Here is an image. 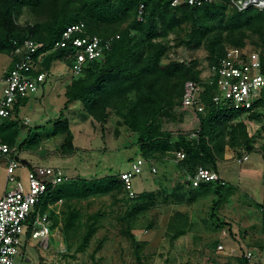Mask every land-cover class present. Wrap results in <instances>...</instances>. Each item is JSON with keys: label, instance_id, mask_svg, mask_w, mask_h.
<instances>
[{"label": "rangeland", "instance_id": "obj_1", "mask_svg": "<svg viewBox=\"0 0 264 264\" xmlns=\"http://www.w3.org/2000/svg\"><path fill=\"white\" fill-rule=\"evenodd\" d=\"M46 21L47 17L35 15L29 9H24L17 18L21 27ZM231 49L234 48L228 47L227 51ZM251 49L254 46L248 42L245 50ZM207 57L204 48H177L170 54L171 60L197 61L204 80L210 75ZM11 65V57L0 54V97L5 88L3 77ZM72 78L69 61L54 62L47 80L46 97L30 99L19 114L0 127V136L13 138L12 134L18 130L25 142L21 145L20 141H13L17 154H22L33 165L61 169L70 181L118 179L120 174L131 170L134 162L148 161L144 173L134 180V190L140 198L130 200L118 188L85 199L56 202L55 198L49 209L57 230L51 249L44 250L34 241L33 246L27 248L25 258H18L15 264H228L234 261L229 256L231 249L264 247V107L256 110L262 113L257 120L243 116L235 121L247 123L251 133L260 131L253 152L233 150V159L219 161L218 172L227 183L223 196L219 197L215 193L201 194L190 187L187 168L174 162L172 156H160L155 161L144 158L137 134L127 128L114 111H110L107 122L101 124L91 118L80 103H74L75 107L69 110L64 103ZM171 114L163 121V130L174 135L188 134L190 139L198 137L199 121L197 128L191 126L188 131L183 130L185 114L180 104ZM61 120L69 122L74 138V149L70 153L62 148L67 136L53 135L56 126L52 124ZM241 153L249 154V160L241 161L238 158ZM152 166L157 168V174H152ZM7 188L6 161L0 154V200ZM138 207L145 210L132 221H126L127 213ZM70 209H77L81 219L79 225L67 233L63 223ZM179 214L188 217L189 225L185 235L176 237L171 232L172 225H185ZM91 225L95 232L85 243ZM219 245L226 250L219 253Z\"/></svg>", "mask_w": 264, "mask_h": 264}, {"label": "trees", "instance_id": "obj_2", "mask_svg": "<svg viewBox=\"0 0 264 264\" xmlns=\"http://www.w3.org/2000/svg\"><path fill=\"white\" fill-rule=\"evenodd\" d=\"M173 2L0 0V54L10 55L14 41L29 38L45 45L39 53L47 52L61 39L68 26L78 23L86 25L88 35L102 38L120 36L104 61L92 63L82 76L72 78L65 93L66 107L80 103L87 114L101 124H105L110 111H114L123 124L137 134L139 148L147 160L155 161L168 155L175 158L173 153L181 152L185 158L178 164L187 168L188 176L195 175L199 167L218 172V163L223 160L227 147L238 153L253 152L256 140L249 136L245 122H235L241 120L244 113H230L232 110L216 106L213 103L215 88L209 86L202 95L204 111L198 114L200 129L196 139H190L188 134L174 135L163 130V121L181 104L186 82L202 81L197 61L171 60L170 54L177 48H204L210 67L225 57L228 47L245 49L249 42L254 49L259 48L264 40V9L250 7L240 11L232 0H213L201 7L186 4L174 7ZM142 6L143 21H139ZM24 9L47 17L46 23L21 27L17 18ZM172 36L175 39L172 40ZM65 59L64 51L48 53L43 70L50 72L54 62ZM28 101L16 105V115ZM261 107H264V96L255 104L256 110ZM256 110L249 115L253 120L261 118V111ZM55 126L53 135L67 136L62 148L65 153H70L74 149V138L69 122L61 120ZM19 133L16 130L13 138L9 139L0 137L12 146ZM226 186L205 183L194 190L222 197ZM59 188L49 195L50 203H55V198L58 202L104 195L116 188L124 191L120 176L118 179L72 180ZM217 207L219 203L215 209ZM144 210L145 207L133 209L127 213L125 220L132 221ZM178 216L185 220V225H172L171 232L176 237L185 235L189 225L186 215ZM80 219V212L70 209L64 218V231L69 233L76 228ZM94 232L95 228L91 225L85 243L89 242Z\"/></svg>", "mask_w": 264, "mask_h": 264}, {"label": "built area", "instance_id": "obj_3", "mask_svg": "<svg viewBox=\"0 0 264 264\" xmlns=\"http://www.w3.org/2000/svg\"><path fill=\"white\" fill-rule=\"evenodd\" d=\"M212 1L174 0L172 6L186 4L201 7ZM232 2L240 11L250 7L264 9L263 0ZM143 15L144 6L140 8L139 21H143ZM119 38L88 35L86 25L78 23L68 26L61 39L47 52L39 53L45 45L32 38L14 41L9 55L12 65L3 78L5 88L0 97V127L13 119L19 102L42 94L50 75L43 70L48 53L64 51L73 77H80L92 63L104 61ZM209 73L207 80L186 82L180 104L182 111L197 115L202 113V95L209 86L215 88L213 103L216 106L251 115L256 110L255 104L264 96V40L259 48L249 51L228 50L225 57L209 67ZM17 152V147L5 143L0 137V154L6 161L8 185L0 200V264H15L18 258H25L27 248L33 246L34 241L44 250L51 249L57 230L49 212L51 203L48 197L56 188L71 180L59 168L26 163ZM173 155L176 163L185 158L181 152H174ZM241 159L247 161L249 155L244 153ZM146 163L148 161L138 160L132 164L131 170L120 174L130 200L139 196L134 190V180L144 173ZM151 172L157 174V168L152 166ZM187 181L194 189L205 183L227 184L219 172L203 167H199L195 175L187 176ZM225 250L219 245V253ZM229 256L234 260L231 264H264V249L260 248L231 249Z\"/></svg>", "mask_w": 264, "mask_h": 264}, {"label": "crops", "instance_id": "obj_4", "mask_svg": "<svg viewBox=\"0 0 264 264\" xmlns=\"http://www.w3.org/2000/svg\"><path fill=\"white\" fill-rule=\"evenodd\" d=\"M5 77V76H4ZM3 77V78H4ZM71 83V82H70ZM45 96L46 97V95H47V85H46V87L44 88V90H43V92H42V94L41 95H39L37 98H34V99H39V98H41L42 96ZM66 98V97H65ZM64 104H66V101H65V103ZM75 104H70L68 107V109L70 110L71 108H74L75 106H74ZM184 114H185V116H184V118H183V123L181 124L182 126H183V130L184 131H188V130H190V127L191 126H196V128H197V126H199V123H196L197 121H199L200 122V119H199V116L197 115V114H194V113H192V112H184ZM15 116V115H14ZM245 116H247V115H245ZM52 124V123H51ZM56 124V123H55ZM55 124H52L53 126H55ZM248 125V124H247ZM258 126H259V124H258ZM248 127H249V125H248ZM259 128H260V126H259ZM260 130L259 129H257V130H255V132L254 133H251L250 131H249V129H248V133H249V136L250 137H254V138H256V136H257V134H258V132H259ZM187 133V132H186ZM38 134V133H37ZM18 141H20V144L22 145L23 144V142H25V141H22V139H21V135H20V133L18 134V136L15 138V143L17 142L18 143ZM17 145V144H16ZM18 146V145H17ZM24 147H26V144H24ZM23 147V148H24ZM23 148H21V149H23ZM28 151V150H27ZM249 155V154H248ZM242 156H243V154L240 156V157H238V158H242ZM233 157H234V151L231 149V148H226L225 149V152H224V155H223V160L222 161H229V160H231V159H233ZM20 158L22 159V160H24V161H26L27 163H29V164H31L30 162H28L27 160H25L23 157H22V154H20ZM218 171H219V169H218ZM5 194V193H4ZM3 194V195H4Z\"/></svg>", "mask_w": 264, "mask_h": 264}, {"label": "bare ground", "instance_id": "obj_5", "mask_svg": "<svg viewBox=\"0 0 264 264\" xmlns=\"http://www.w3.org/2000/svg\"><path fill=\"white\" fill-rule=\"evenodd\" d=\"M263 2H264V0H263ZM263 5H264V3H263Z\"/></svg>", "mask_w": 264, "mask_h": 264}]
</instances>
